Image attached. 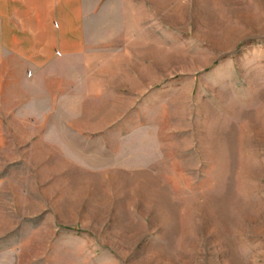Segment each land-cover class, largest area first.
Masks as SVG:
<instances>
[{
    "label": "rangeland",
    "instance_id": "rangeland-1",
    "mask_svg": "<svg viewBox=\"0 0 264 264\" xmlns=\"http://www.w3.org/2000/svg\"><path fill=\"white\" fill-rule=\"evenodd\" d=\"M86 6L6 108L0 264H264V0Z\"/></svg>",
    "mask_w": 264,
    "mask_h": 264
},
{
    "label": "crops",
    "instance_id": "crops-1",
    "mask_svg": "<svg viewBox=\"0 0 264 264\" xmlns=\"http://www.w3.org/2000/svg\"><path fill=\"white\" fill-rule=\"evenodd\" d=\"M88 3L0 0V138L6 108L27 97L28 85L52 73L60 59L85 51Z\"/></svg>",
    "mask_w": 264,
    "mask_h": 264
}]
</instances>
